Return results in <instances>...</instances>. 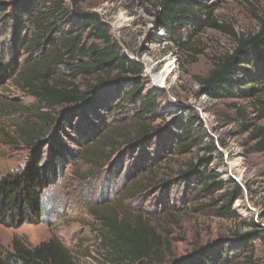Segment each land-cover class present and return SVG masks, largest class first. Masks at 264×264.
Here are the masks:
<instances>
[{
	"label": "rangeland",
	"instance_id": "374dc122",
	"mask_svg": "<svg viewBox=\"0 0 264 264\" xmlns=\"http://www.w3.org/2000/svg\"><path fill=\"white\" fill-rule=\"evenodd\" d=\"M8 1L0 0V3ZM210 3L212 17L226 31L205 26L208 17L204 14L200 28L198 23L186 27L177 21L164 25L158 13L161 0H87L81 5L83 14L91 12L100 16L120 53L143 69V94L158 95L156 111L147 117V124L159 132L145 150L138 148L133 153L132 146L121 141L116 150H111L109 160L70 161L57 180L43 191L41 220L26 222L19 228L0 223V243L7 250L12 248L15 235L24 236L32 246L56 235L72 250L79 264H110L98 234L101 225L89 213L92 205L118 204L150 218L163 237L166 262L184 260L204 246L227 242L238 245L240 236L255 229L264 231V152L257 151L259 139H255L257 131L264 129V116L257 99L264 94V65L254 55L247 57L248 71L244 72L243 81L248 86H258L256 94L214 100L202 91L201 84L217 59L233 52L238 38L259 30L264 0H211ZM71 10L64 27L66 32L83 25L79 13ZM7 13L0 15L3 18L0 56L6 60L3 47L12 36L9 25L12 17L7 19ZM119 16L126 20L120 28L116 25ZM29 55L31 59L37 58L40 52H23L20 62ZM168 65L172 67L165 74ZM160 74L166 78L163 85L156 86L152 75ZM98 89L95 87L90 92L88 103L101 96ZM108 95L117 97L118 92L109 90ZM105 97L108 98L102 96V99ZM32 103L10 79L0 87V178L28 163L29 149L20 140L17 127L35 122L25 113V107ZM124 106L121 112L102 120L91 110L81 113L84 104L78 108L58 107L52 113L47 110L59 117L57 126L45 137L43 157L46 158L56 134L68 146L81 149L73 128L86 130L93 123L99 130L107 128L104 134H109L132 126L135 106ZM71 110L75 112L72 118H66ZM186 125L190 126L191 135L198 138V145L182 154L174 149L170 139L173 132H180ZM143 154L146 159L139 162ZM202 158L209 159L208 172L227 181L228 189L241 186V198L233 207L234 217L217 216L209 204L222 192L206 197L195 175L188 173L191 164L205 170ZM143 167L151 171L146 173ZM136 181L141 184L140 189ZM128 190H133V195H125ZM253 245L257 260L264 264V240L258 239Z\"/></svg>",
	"mask_w": 264,
	"mask_h": 264
},
{
	"label": "trees",
	"instance_id": "16d2710c",
	"mask_svg": "<svg viewBox=\"0 0 264 264\" xmlns=\"http://www.w3.org/2000/svg\"><path fill=\"white\" fill-rule=\"evenodd\" d=\"M86 1L10 0L0 3V15L8 12L6 18L12 17L9 24L12 36L3 47L8 61L2 54L0 56V87L10 79L19 91L30 97L33 103L25 107V113L28 118L35 120L17 127L20 140L29 149L27 165L0 178V223L9 227L19 228L26 222L41 220L43 191L57 180L70 161L80 158L85 162L109 160L113 153L111 150H116L115 147L121 141L126 146H132L133 153L138 148L145 150L159 132L153 131L147 124V117L156 111L158 95L143 94V69L137 68L120 53L107 25L101 23L100 16L97 13L80 12L81 5ZM210 2L161 0L158 13L164 25L177 21L186 27L198 23V28L203 25L201 14H204L208 17L205 26L226 31L212 17ZM71 9L79 13L83 25L66 32L64 27L72 15ZM23 52H40V56L31 59L30 54L21 63L20 55ZM249 55H254L264 65V17L260 18L256 33L238 38L233 52L217 59L213 70L201 81L202 91L214 100L256 94L259 87L255 84L248 86V82L243 81V74L248 71L245 64ZM95 87L99 88L101 96L88 103L90 92ZM109 90L117 91L118 96L110 98ZM102 96L108 98L103 100ZM257 99L261 104L259 111L264 116V94H260ZM82 104L85 108L81 113L91 110L99 120L121 112L125 104L134 105L133 124L109 134H104L107 128L99 130L97 124L93 123L86 130L73 128L81 149L68 146L56 134L44 158L45 137L57 126L59 117L51 113L58 107L78 108ZM69 112L66 118L71 119L75 112ZM69 124L72 128L71 121ZM191 132L190 126L186 125L180 128V132L172 133L170 140L176 151L185 154L198 145V138L193 137ZM255 137L259 139L257 151L264 152V129H259ZM145 159L143 154L139 162ZM208 160L201 159L205 170L201 171L191 164L188 173L195 175L206 197L222 192L209 204L217 216L234 217L233 207L241 198V186L228 189L227 181L208 172ZM142 170L146 173L151 171L148 167ZM150 181L154 182L153 179ZM135 183L139 189L142 187L139 181ZM132 192L128 190L125 195L131 196ZM89 209V213L101 225L98 234L104 256L110 264H234V260L236 264H261L255 256L253 245L258 239L264 240V231L258 229L240 236L238 245L227 242L213 247L204 246L184 260L166 262L162 251L163 237L150 218L118 204L101 207L92 205ZM0 264L79 263L72 250L56 235L35 246L28 244L24 236L15 235L11 249L7 250L0 243Z\"/></svg>",
	"mask_w": 264,
	"mask_h": 264
},
{
	"label": "bare ground",
	"instance_id": "6f19581e",
	"mask_svg": "<svg viewBox=\"0 0 264 264\" xmlns=\"http://www.w3.org/2000/svg\"><path fill=\"white\" fill-rule=\"evenodd\" d=\"M125 21L126 20H124V18L122 16L117 17V19H116L117 27H119V28L122 27ZM167 60L170 61V59H167ZM169 66H171V65H168V67L165 68V72H166L165 74H167V73L169 74L170 73ZM152 68H153L152 65H150L149 69L151 70ZM150 74H151V71H150ZM163 75H161V74L160 75H152L153 76V78H152L153 84L156 85V86L157 85L161 86V84L163 85L164 84V79L166 78L165 75L164 76Z\"/></svg>",
	"mask_w": 264,
	"mask_h": 264
}]
</instances>
